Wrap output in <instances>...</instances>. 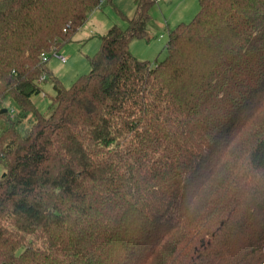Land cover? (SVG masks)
Here are the masks:
<instances>
[{
    "label": "trees",
    "instance_id": "1",
    "mask_svg": "<svg viewBox=\"0 0 264 264\" xmlns=\"http://www.w3.org/2000/svg\"><path fill=\"white\" fill-rule=\"evenodd\" d=\"M156 2L44 115L40 54L112 0H0V264H264V0H197L152 63Z\"/></svg>",
    "mask_w": 264,
    "mask_h": 264
},
{
    "label": "rangeland",
    "instance_id": "2",
    "mask_svg": "<svg viewBox=\"0 0 264 264\" xmlns=\"http://www.w3.org/2000/svg\"><path fill=\"white\" fill-rule=\"evenodd\" d=\"M130 8V0H112L111 4L105 3L100 8L95 9L90 17L96 16L108 21L117 20L119 21L117 25L125 28L127 23L125 25L126 20L123 15L131 13ZM197 10V0H159V2L154 3L149 9V19L145 24L146 38L131 40L138 42L134 44L139 53H142V56L139 57L152 63L155 59H163L166 56L165 45L168 35L164 24L167 23V28L170 26L172 29L177 23L188 22ZM91 25V20H88L62 45L60 50L57 49L60 54L65 55L66 61L61 62L54 56H50L46 60V67L51 74L41 84V92H45L46 95L43 96L40 92L32 96L34 103L44 115L50 113L51 97L54 95L52 76L59 79L63 86L68 87L77 76L89 71L88 58L99 49L100 44V36L96 32H93L92 35L88 34V32L93 31ZM160 35L162 36L160 37ZM147 44L148 47L145 49ZM3 170L4 168L0 163V175Z\"/></svg>",
    "mask_w": 264,
    "mask_h": 264
},
{
    "label": "crops",
    "instance_id": "3",
    "mask_svg": "<svg viewBox=\"0 0 264 264\" xmlns=\"http://www.w3.org/2000/svg\"><path fill=\"white\" fill-rule=\"evenodd\" d=\"M130 2H131V8H130V11H131V13H129V14H127V15H125V16H127V17H129L130 16V14H132V12H133V10H134V0H130ZM157 2H159V0H157ZM118 4H120L119 2H117ZM100 6H102V5H100ZM100 6L98 7V8H100ZM97 9V8H96ZM93 12V11H92ZM91 12V13H92ZM91 13H90V15H91ZM90 15L88 16V18H87V20H86V22L88 21V20H91V22H92V25H91V28H92V30L93 31H90L91 33H89L88 32V34L89 35H92L93 34V32H96V34H98L99 36H102L112 25H114V24H119V21H117V20H113V21H108V20H105V19H103V18H100V17H96V16H94V17H90ZM85 22V23H86ZM84 23V24H85ZM83 24V25H84ZM82 25V26H83ZM125 25H126V22H125ZM167 23H166V25L164 24V26H165V28H166V33L168 34V31L171 29L170 28V26H168V28H167ZM81 26V27H82ZM95 36V35H94ZM162 35H160V37H161ZM143 38H146V36L145 37H143ZM143 38H141V39H143ZM141 41H143V40H141ZM134 43H138V42H133V41H131L130 42V44H129V49H130V51L132 52V54H134L137 58H139V59H145V58H142V57H139V56H142L141 54L142 53H139V51H138V49H137V46L134 44ZM135 45V46H134ZM62 47V46H61ZM61 47L59 48V50L61 49ZM147 47H148V44L145 46V49H147ZM135 51V52H134ZM145 60H147V59H145ZM41 94L43 95V96H45L46 95V93L45 92H41ZM48 94V93H47Z\"/></svg>",
    "mask_w": 264,
    "mask_h": 264
},
{
    "label": "built area",
    "instance_id": "4",
    "mask_svg": "<svg viewBox=\"0 0 264 264\" xmlns=\"http://www.w3.org/2000/svg\"><path fill=\"white\" fill-rule=\"evenodd\" d=\"M50 56H54V57H56V58L59 59L61 62L66 61V57H65V55L60 54V53L58 52V50L55 49V48H51L48 52H42V53L40 54L41 61L46 62V60H47L48 57H50ZM43 79H44V75H42V76L40 77V79H39V83L42 82Z\"/></svg>",
    "mask_w": 264,
    "mask_h": 264
}]
</instances>
